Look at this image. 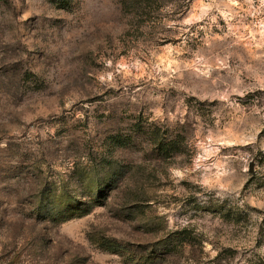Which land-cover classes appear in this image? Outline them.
Instances as JSON below:
<instances>
[{
  "label": "rangeland",
  "instance_id": "1",
  "mask_svg": "<svg viewBox=\"0 0 264 264\" xmlns=\"http://www.w3.org/2000/svg\"><path fill=\"white\" fill-rule=\"evenodd\" d=\"M0 264H264V0H0Z\"/></svg>",
  "mask_w": 264,
  "mask_h": 264
},
{
  "label": "trees",
  "instance_id": "2",
  "mask_svg": "<svg viewBox=\"0 0 264 264\" xmlns=\"http://www.w3.org/2000/svg\"><path fill=\"white\" fill-rule=\"evenodd\" d=\"M132 2H136L139 4V6L142 4L143 0H122V5L123 7L126 9L128 8V5ZM147 3V2H146ZM62 6V5H61ZM185 244V245H184ZM184 246H186V241H181V247L183 248Z\"/></svg>",
  "mask_w": 264,
  "mask_h": 264
}]
</instances>
